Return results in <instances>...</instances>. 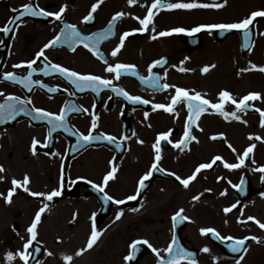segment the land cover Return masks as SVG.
<instances>
[{
    "label": "flooded vegetation",
    "instance_id": "af4514ba",
    "mask_svg": "<svg viewBox=\"0 0 264 264\" xmlns=\"http://www.w3.org/2000/svg\"><path fill=\"white\" fill-rule=\"evenodd\" d=\"M30 2L52 12L67 5L63 18L67 23L77 25L82 35L105 30L111 17L118 11L127 13L116 22L114 34L101 41L98 47L108 63L135 65L137 76L127 73L119 80L113 79L114 74L105 71L103 61L80 43L71 46L62 43L46 49L45 54L52 62L82 74L90 73L113 79L114 85L151 103H132L111 89H101L99 93L90 88L80 91L59 74L46 77L37 72L32 77L50 87L58 86L59 91L56 93L39 85H32L30 91L21 83L4 80V72L26 75V66L14 68L13 65L34 59L44 44L60 33L63 24L54 17L26 14L11 25L13 30L7 35L0 32V41H3L0 43V92L5 96L11 94L21 99L31 98L32 103L27 106L29 110L34 106L59 113L65 104L69 109L66 123L70 130L58 129L52 134L47 146L43 145L49 130L46 121H35L31 115L20 113L15 119L0 123V165L5 168V172L0 173L4 176L0 180V193L6 196L12 187V179L22 181L24 174L30 177L29 187L33 191L61 190V196L48 202L50 208L42 214L37 229L38 242L34 241L29 248L31 251L33 247H38L40 252L35 254L34 259L30 257L29 264H65L63 254L73 255L71 264H157L156 253L145 244L138 245L133 259L125 261L124 257L132 251L130 245L133 241L146 239L160 250L161 256L167 258L169 254L163 249L171 242L173 232L177 244L194 252L192 258L198 264H236L241 255L244 256L241 264H264V229L254 221L247 220L248 216H253L264 223V180L261 179L264 172L255 170L264 166V127L260 126V114L255 110H264V72L258 69L239 71L249 68V62L258 67L264 66V17L256 18L254 25L250 26V49L244 47L243 32L235 29H202L193 35L187 32L164 37L157 35L175 27L191 29L201 24L238 22L253 11L264 10V0H227L226 3L224 0H197L201 4L220 3L222 6L154 10L157 13L154 16L155 31H152L150 25L145 32L133 33L115 57L111 56V51L119 43V36L125 31L141 27L133 17L143 18L152 0H138L131 6L127 0H103L91 22H82V18L90 11L95 0H0V27L18 15L22 5ZM168 2L192 0H165V3ZM13 9L17 12H13ZM154 35H157L156 39L151 38ZM161 58L166 62L153 68V73L161 76V83L199 91L214 103L218 101L219 91L225 89L237 99L249 92L261 93V99L249 101L252 107L244 113H238L242 120L247 121L246 124L234 119L226 120L212 109L203 113L197 122L199 127L192 128V134L198 142L191 141L184 151L161 141L162 158L159 165L165 171H155L145 182L146 187L137 199L127 201L126 197L135 194L139 178L154 161L152 145L157 135L171 129L169 139L176 142L184 132L188 115L184 103L177 106L178 115L152 109V104L170 103L175 90L156 89L141 83L139 79V76L147 77L148 66ZM44 63L41 57L34 67H42ZM206 65L215 67L202 73L201 69ZM181 67L189 71H180ZM65 88L75 95L69 96L63 91ZM3 102L4 97L0 96V103ZM225 109L231 112L235 106L227 104ZM145 112L148 113L147 119ZM93 114L98 116V126L93 134H110L117 139L112 143L101 139L79 147L78 137L73 132L78 130L87 134ZM221 133L223 136L219 135ZM250 135L253 137L251 140ZM213 136L217 138L212 139ZM256 136L261 139L256 140ZM33 137L41 141L35 155L31 151ZM121 137L128 139L122 140ZM229 143L235 152L228 147ZM250 144H255V148L245 158L244 165L233 170L224 167L223 161L238 162L237 156L242 155ZM53 152L59 155H52ZM217 155L223 157V161H217L211 169H202L188 188H184L174 176L168 174L175 172L181 178H187L200 163L211 162ZM112 166L118 169L116 178L109 181L105 191L115 199H124L125 203L121 205L104 201L103 193L88 182L101 183ZM242 179V191L232 187V184H240ZM225 190L226 194L221 195ZM198 194H202L200 199L193 201L192 197ZM41 201L42 198L32 197L23 192L22 188L14 193L11 203H6L3 196H0L3 264H23L18 257L8 261L6 256L9 251L16 253L23 250L28 238L26 229L35 212L42 206ZM233 203H237V208L225 214L223 208ZM180 208L185 210L184 215L190 217V220L177 222L173 229L171 217ZM120 210L124 214L116 220V213ZM93 213L97 229L102 231V235L92 249L75 256V252L85 246L90 235ZM238 219L244 222L239 223ZM127 223V228L132 226V235L122 238L117 230ZM203 227L215 228L222 236H257L262 242L248 240L246 253H233L229 248L231 241L221 242L210 233L201 235L199 230ZM153 229L161 230V233H154ZM205 243H208L211 251L208 258L201 251ZM48 252L52 255H48ZM192 258L186 257L180 264H190Z\"/></svg>",
    "mask_w": 264,
    "mask_h": 264
},
{
    "label": "snow or ice",
    "instance_id": "6c2138e0",
    "mask_svg": "<svg viewBox=\"0 0 264 264\" xmlns=\"http://www.w3.org/2000/svg\"><path fill=\"white\" fill-rule=\"evenodd\" d=\"M103 0H95L94 3L91 4L90 11L82 18V22H91L94 19V13L97 11L98 7L102 4ZM138 2V0H127L128 5H135ZM227 0H224V3H226ZM143 6V5H142ZM222 5L220 3L215 4H201L197 2V0H192V2H168L165 3V0H152V3L150 6L147 7L146 15L141 18L139 16L133 17L136 19L141 27L139 29H132L130 31H125L119 36V43L112 49L111 56L115 57L118 53H120L121 49L124 46L125 40L132 35L135 32H145L149 29V26L152 25V31H155V25H154V16L157 14L154 10H158L161 8H166L168 10L173 9H193L198 7H214V8H220ZM67 5H62L58 11L52 12L47 11L44 8H40L37 5H33V3H26L22 5V11H19V14L16 15L14 18H10L9 21L3 26L0 27V32L7 35L9 32H11L13 29L11 25L15 23V21H18L23 17L24 15L28 14L31 16H38V17H54L55 20L60 21L63 24V27L60 29V33L55 35L51 40H49L44 46L36 53L35 58L28 61H22L21 63L13 65L14 68H21L26 66L27 73L26 75H18L15 72H4L3 79L7 81L12 82H18L23 84L25 87L29 88L31 91L32 85H39L41 88H47L49 92L56 93L59 91L58 86H48L41 80H34L32 77L35 73L39 72L42 73L44 76H51L53 74H59L60 76L64 77L72 86H74L77 90L83 91L85 89H92V91L99 93L101 89H111L112 92L123 96L126 100L131 101L132 103H139L148 105L151 103V101L147 99H143L139 95H131L129 92H127L125 89L118 87L113 84V79L119 80L123 74L131 73L133 76H137L138 73L136 71V66L133 64H127V63H121L117 62L115 64L108 63V61L104 58L103 54L100 52L98 45L101 43V41L107 39L109 36L114 34V28L116 25V22L119 21L122 17L125 15H128L127 13L123 11L116 12L111 19L108 22V26L105 30L92 33L90 35H82L80 31L77 29V25L67 23L64 18L63 14L66 12ZM13 12H17L16 9L12 10ZM258 17H264V10H257L251 12L247 17L244 19L238 21V22H232V23H215V24H201L196 27H192L191 29H185L184 27H175L168 31H161L157 35L160 37L168 36L173 33H185L187 32L188 35H193L196 33H199L202 29H219L222 31H228V30H240L243 32L244 35V47L250 49L249 45V38L251 36L250 26L254 25V21ZM18 27V25H17ZM157 35L152 36V39H156ZM0 43H3V41H0ZM62 43L69 44L70 46L75 43L83 44V47L88 49L94 56H96L98 59L102 60L103 63L106 65L105 71L108 73H113L114 77L113 79L101 77L100 75H94L90 73L82 74L78 71L69 69L68 67H64L60 65L59 63H54L51 60H49V57L45 54V50L55 47L57 45H60ZM73 51H75V48H72ZM41 57H43V60L45 63L42 67H34V65L37 63V60H39ZM187 59V58H186ZM166 61L164 58L155 60L148 66V76H139L140 82L143 84H147L152 86L153 88L160 89V90H167L169 88H173L175 90L174 95L170 97V103L164 104V103H155L152 104L153 110L162 109L165 112L168 113H176L177 112V106L181 103H184L187 107L188 115L185 120L184 125V132L183 136L179 141L173 142L171 139H169L170 135L172 134V130L169 129L166 132L159 133L156 137V140L154 144L152 145L155 157L154 161L151 164V167L147 172H145L138 181V186L136 188V192L133 195H129L126 197L127 201H134L137 199V197L140 195L141 191L146 187V181L149 180V178L152 177L153 173L155 171L164 172L165 169L161 168L159 165V162L161 160V141H165L168 144H171L174 148L180 149L181 151H184L188 148V145L191 141H197V137L192 134V128L193 126L199 127L198 120L200 119L201 115L203 113H206L209 111V109L214 110L216 113L223 116L226 120L228 119H234L236 121H241L243 123H247L246 120H242L241 115L238 113H244L247 109L252 107V105L249 103V101H255L261 99V93L259 92H249L245 94L243 97L237 99L230 91L228 90H221L218 93V101L212 102L210 99L206 98V94H202L199 91L195 90H189L183 87H178L176 85H171L168 83H161V76L159 74L153 73V68L156 66H160ZM181 64H183V61H181ZM250 67L249 68H242L239 71L245 72L250 71L253 69H258L261 72H264V66H257L254 63L249 62ZM175 67V66H174ZM210 67H215V65L211 66H204L201 69L202 73H207L210 69ZM180 71H189V69L181 67L179 69ZM164 76H167V73H164ZM64 92H67L69 96L75 95L74 92H69L67 88L63 89ZM0 96L4 97V102L0 103V123H3L5 120H13L16 118L17 115L20 113H25L28 115H31L32 119L35 121H46L49 125V130L47 132V136L45 137V141L43 142L44 146H47L48 142L50 141V138L52 137V134L56 132L58 129H64L65 131H69L68 125L66 123V114L68 112V106L65 104V106H62L59 113H54L51 111H48L43 108L39 107H32L30 110L28 109V105L32 103L31 98H24L21 99L19 96L15 95H7L3 92H0ZM111 99V97H109ZM227 104H231L235 106V110L228 112L225 109V106ZM72 110H81L73 108ZM260 114V126L264 127V110L260 108L255 109ZM83 111H87V109H83ZM148 118V113L145 112V119ZM98 126V116L93 114L92 120H91V126L89 128V131L87 134H84L82 132H79L76 130L73 132L74 135L78 137V145L79 147H83L84 145L90 144L93 141H99L101 139L108 141L109 143H112L116 141V137L110 134H98L94 135L93 132ZM150 126V125H149ZM135 135V133H133ZM220 136H223V134H219ZM216 136H213L212 139H216ZM120 139H128V137H121ZM249 139H253V137L250 135ZM256 140H260V136L255 137ZM139 143H143L142 140H138ZM198 142V141H197ZM41 141L37 138L33 137L31 142V151L33 155L36 154L37 151V145H40ZM119 147V145H118ZM228 147L232 149V151H236L235 148L232 147V145L229 143ZM255 148V144H250L243 152L242 155L237 156L236 163H228L226 161H223V157L217 155L214 156L211 160V162H205L200 163L193 173L189 175L187 178H181L178 174L175 172L168 173L171 176H174L175 179L184 187L188 188L190 183L196 179V176L198 173L201 172L202 169H211L213 165L217 161H223L224 167L233 170L238 169L245 163V158L249 157V155L253 152V149ZM78 150V149H74ZM47 155V153H46ZM52 155H59V153L53 152ZM111 163V161H110ZM117 167L112 166L110 171H108L102 179L101 183H93L92 181H88L92 186L100 193H103V199L104 201H112L116 205H121L125 203L124 199H115L112 195H109L105 188L107 187L110 180H113L116 178L117 173ZM256 171L264 172V166H261L258 169H255ZM5 172V168L0 165V173ZM4 176L0 175V180H3ZM80 179V178H78ZM219 179V178H218ZM262 180H264V176L261 177ZM63 181H64V175L63 171L61 174V187H63ZM229 184H231V181H228ZM12 187L7 191V195L5 196L3 193H0V196H3L6 203H11L14 193L17 192L18 189L23 190V192L29 194L32 197L42 198L41 201V207L35 212L34 218L31 221V224L27 227L26 231L28 233V238L26 239L23 250H18L16 253H13L9 251L7 253L6 259L8 261H12L14 258L18 257L20 260L23 261V264H29V259L35 258V254L40 252V249L38 247H33L31 251H29L30 246L33 245L34 241H37L38 236V225L41 223L42 220V214L46 212L50 208V204L48 202L53 201L54 197L61 196V190L59 188L53 189L50 192H40V191H33L30 189V177L27 174H24L22 181L13 178L11 181ZM243 179L241 180L240 184H232L233 188L243 190ZM205 191H211V189H206ZM225 190L224 192H221V195L226 194ZM200 195L198 194L192 197L193 201H198L200 199ZM264 195V194H262ZM239 203V202H237ZM237 203H233L232 205L223 208V212L225 214H228L232 212L233 209L237 208ZM139 209H133V211H138ZM185 210L183 208L178 209L171 217L173 222V229H175L177 222L179 221H188L190 220V217L187 215H184ZM123 210H120L116 213V220H119L123 216ZM248 221H254L261 229H264V223H262L260 220L256 219L253 216L247 217ZM93 225L90 232V235L86 241V244L84 247L79 248L75 252V256H80L83 253L87 252L88 250L92 249L94 245L99 241L102 231L97 229L96 223H95V213H93ZM239 223H243L244 221L239 220ZM227 223V221H225ZM201 235H207L211 234L212 237L216 240H220L221 242L227 240L231 241L229 244V248L233 253H239L241 251L247 252L248 249L246 247V242L248 240H253L258 243L262 242L259 237L257 236H245L242 238H236L233 236H222L219 231H217L215 228L211 227H203L200 230ZM23 239V237H22ZM38 242V241H37ZM145 244L147 245L154 253L157 255V264H180V261L186 257L192 258L194 257V253L180 247L177 244L175 233L173 232L172 240L168 244V246L163 249L164 252L168 253L169 256L165 258L164 256H161L160 250L153 247L152 244L149 243L148 240H136L133 241L130 245L132 251L129 253V255L124 257L125 261L131 260L134 258V253L136 252L138 245ZM201 251L207 253L210 251V249L205 246ZM48 255H52L51 252L47 253ZM62 258L65 262V264H71V261L73 260V255L69 254H63ZM244 259V256L241 255L239 259L236 260V264H241V261ZM190 264H198L197 260L195 258L190 259Z\"/></svg>",
    "mask_w": 264,
    "mask_h": 264
},
{
    "label": "rangeland",
    "instance_id": "374dc122",
    "mask_svg": "<svg viewBox=\"0 0 264 264\" xmlns=\"http://www.w3.org/2000/svg\"><path fill=\"white\" fill-rule=\"evenodd\" d=\"M127 226H129V223L123 225L122 227H120L117 232L121 235L122 238H127L128 236L132 235V226H130L129 228H127ZM3 232V230L0 229V233ZM154 233H161V230H157V229H153ZM119 246V245H118ZM205 246H207L209 248L208 243H205ZM204 246V247H205ZM2 248H4L3 246H0V264H3V259L1 257V254L3 255V250ZM211 255V251L205 253L203 252V256L204 257H209Z\"/></svg>",
    "mask_w": 264,
    "mask_h": 264
}]
</instances>
